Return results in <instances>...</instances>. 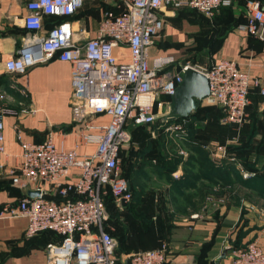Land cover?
<instances>
[{
    "label": "built area",
    "instance_id": "1",
    "mask_svg": "<svg viewBox=\"0 0 264 264\" xmlns=\"http://www.w3.org/2000/svg\"><path fill=\"white\" fill-rule=\"evenodd\" d=\"M116 1L122 11L104 12L94 37L83 43L75 39L69 21L54 26L44 36L38 35L43 27L42 16H71L81 8L83 0L28 1L23 25L33 33L24 38L15 58L0 62V72L15 75H24L54 58L71 65V122L78 129L73 149L66 150L63 140L56 143L50 135L40 143H33L18 131L16 138L21 148L18 162L13 166L0 163V172L12 184L24 191L39 192L38 197L21 199L16 208H5L1 215L25 218L26 238L42 232L62 237L59 243L45 247L47 264H116V241L105 229L102 195L109 189L119 209L131 200L129 184L120 169V152L131 142L128 127L151 125L162 116L170 121L169 103L158 99L161 95L172 96L182 82L183 72L192 67L186 63L177 72L164 71L174 63L173 57L150 58L149 49L164 27L159 10L166 6L175 10L190 8L211 17L233 3V0ZM244 12L246 22L238 25L237 31L264 43L262 5L246 0ZM123 48L129 54L126 62L118 57ZM196 70L205 76L209 86L202 103L221 109L222 125L242 127L248 119L249 89L258 88L264 94L261 80L227 59H220L205 70ZM9 114L10 110L0 108V155H5L3 117ZM96 117L105 121L96 123ZM165 132L177 136L183 131L181 124L175 122L167 124ZM86 146H94L93 152H77ZM73 171L77 175L69 179ZM45 185L52 186L59 201L44 197ZM203 216L202 211L190 218L201 220ZM230 251L231 264H264V251L255 243ZM167 253V245L161 244L157 249L120 258L127 264H165Z\"/></svg>",
    "mask_w": 264,
    "mask_h": 264
},
{
    "label": "crops",
    "instance_id": "2",
    "mask_svg": "<svg viewBox=\"0 0 264 264\" xmlns=\"http://www.w3.org/2000/svg\"><path fill=\"white\" fill-rule=\"evenodd\" d=\"M28 1L0 0L1 63L15 58L24 38L33 33L23 25L28 13ZM245 1L233 0L229 8L216 11L208 18L198 13V20L193 9L162 7L159 15L164 27L149 49L150 58L171 56L181 63L186 57L185 48L195 46L198 38V66L195 65V68H208L220 59L231 60L250 76L259 78L264 87V43L236 29L244 13ZM255 1L264 10V0ZM105 2L114 5L111 11L115 14L122 11L113 0H83L78 13L69 18L79 43L94 37L103 13L108 11L104 8ZM42 21L40 36H44L56 22L54 18L46 16H42ZM118 52L122 62L128 61L127 49ZM172 71L177 72V67ZM2 95L5 98H0V108L10 110L11 114L3 117L5 155H0V163L13 166L18 162L21 153L16 138L18 131L24 139L33 143H40L50 135L56 143L63 140L66 150L73 149L78 140V129L71 122L69 63L54 58L46 64L35 66L24 75L1 71L0 97ZM248 99L247 122L234 137L229 134L228 140L233 143L235 139L244 140L243 143L250 148L248 160L252 163L257 161V173L241 166L235 153H229V149L227 157L235 161L232 165L237 168H198V149L180 152L181 162L177 168H161L154 154H150L154 149L152 142L139 155V163L137 161L134 168H120L121 173H129L128 180L139 191L162 189L163 196L155 197L153 202L154 205L167 206L164 211L169 213L163 227L157 222H149L128 233L121 244V248L128 252L122 255L153 250L166 244L168 253L165 264H216L224 249L225 258L218 264H231L229 257L232 248L255 243L264 251V94L258 88L251 87ZM94 121L100 123L105 118L96 117ZM132 138L134 136H131L132 147L122 150L125 157L137 142ZM93 150L94 146H86L80 147L77 152L83 154ZM76 175L77 171H73L69 179ZM220 184L226 189L212 201L206 202L203 218L191 219L195 212L187 211L191 207L198 209L205 192ZM45 190L46 199L60 200L51 185H45ZM27 192L12 184L0 172V264H47L45 247L60 239V235L53 232H42L26 238L25 218L1 215L5 208H16Z\"/></svg>",
    "mask_w": 264,
    "mask_h": 264
},
{
    "label": "rangeland",
    "instance_id": "3",
    "mask_svg": "<svg viewBox=\"0 0 264 264\" xmlns=\"http://www.w3.org/2000/svg\"><path fill=\"white\" fill-rule=\"evenodd\" d=\"M193 61L194 60L189 59L190 63ZM191 65L193 67L195 65L198 66V57L195 58V62L191 63ZM205 69L206 68H202V70H205ZM165 111L166 110L164 109L162 111V114H164ZM156 120L157 121L153 124L154 126H150L148 128H144L142 131L141 130L139 131L137 135H139L140 137L132 138L137 141L135 144H133V148L135 147L136 149L131 148L132 150L137 151L136 157L139 152L137 149L138 148L142 150L146 149V145L150 144V140H152V143L154 144V149L152 148L150 154H154V156H155L156 151L158 150L160 151L161 155L163 154L167 155V158H171L173 156L177 157L179 156L180 152L186 153L188 152L187 150L191 151L190 146L191 145L193 146L194 141L190 139L188 135V131L190 134V129H188L189 126H187V121L182 120V121L176 122L178 124L179 123L181 124V128L183 131L181 134L176 136L174 134H169L168 132H165V126L167 124L175 123L174 121H166V120L163 121V116L159 117ZM199 124L202 126L204 125L203 127L204 134H207L213 137L217 136V137L215 139L211 138L212 139L211 141H205L203 139H200V141H196L197 145L195 146L198 148V168H210L209 165L206 164L205 160L210 161L211 163L215 162L216 164H219L222 161H223L222 163L223 164L225 163L226 165L232 164V163L234 164L235 161L231 157H227L228 145L230 146L236 143V142L234 143L230 142L228 140L229 133L223 130L219 126V123L215 121L213 118H211V120H209L206 123H199ZM236 140L237 139H235L234 141ZM131 143H132V140H131ZM131 143L129 146H131ZM156 143L159 144V148L157 149H156V146H157ZM168 151H172V153L169 154L167 153ZM218 152H219V157H216V154ZM136 157H135V160L138 161L139 163V158H136ZM248 159L249 157H247L246 160ZM240 160L242 161V158H240ZM234 167L237 168L236 166ZM225 168L227 167L225 166ZM162 196H163L162 189H159V190L142 189L140 191V194L138 193L134 201L129 205V207L126 210H122L118 212L117 214L110 216L109 219H110L111 226H112L111 227L112 232H116L118 234H120L121 232L124 233L125 230L129 232V231H132L133 229L136 230L135 228L137 226H146L147 224H149V222H157L159 223L161 227H163L164 223L167 221L166 219L167 215L169 214L168 212L164 211V209L167 206L163 204L154 205V202H153L155 197L159 198ZM191 208L193 209V207Z\"/></svg>",
    "mask_w": 264,
    "mask_h": 264
},
{
    "label": "trees",
    "instance_id": "4",
    "mask_svg": "<svg viewBox=\"0 0 264 264\" xmlns=\"http://www.w3.org/2000/svg\"><path fill=\"white\" fill-rule=\"evenodd\" d=\"M113 2L117 3L116 0L113 1ZM105 3H104V5H105L104 8L106 10L111 11V10L114 9V5L111 2H109L110 4L109 3L105 4ZM244 4H245V2H244ZM229 7H222V8H220L218 10V12H220V11H222L224 9H227ZM79 10H80V8L74 14H72L71 16L44 15L46 17H51V18H54L56 20V22L53 23L48 30H50L51 28H53L54 26H56V25H58V24H60L62 22L69 21V18L74 17L75 14L78 13ZM193 11L196 14V17H197V20H198V13L199 12L194 10V9H193ZM244 14H245V12L244 13L242 12L241 20L236 24V26L246 22V17L244 16ZM199 15L205 16L202 13H199ZM185 55H186V57L181 63L176 62V60L174 59V63L171 66H168L167 68H165L164 71L172 70L174 67H177V70H179L184 64L189 62V59H192V60H194L193 62H195V58L198 57V38L196 40L195 46L185 48ZM193 62H191V63H193ZM249 91H250V89H249ZM158 100H161L163 102L169 103L170 102V97L161 95ZM221 116H222V113H221V109L219 107L205 105L204 103H202L200 108L197 109L196 111L192 112V114L190 115L189 118L183 119V120L187 121V126H189L188 129H190V134H189V131H188V135H189L190 139H192L194 141L193 142L194 145L190 146V150L198 149L195 145H197L196 141H200V139H203L205 141H210L211 140L209 135L203 133L204 125L203 126L200 125L199 124L200 122H205L206 123L209 120H211V118H213L215 121H217L219 123V126L223 130H225L227 133L230 134V137L235 135L236 132H238L239 129L242 128V127L237 128V127H234V126H231V125H222L220 123V121H219ZM178 121H182V120H174V122H178ZM153 124L145 125V126H131L130 125L128 127V130H129V133H130L131 136H134V138H137V137H140L139 135H137L140 130L142 131L144 128H148L150 126H154ZM151 142L152 141H150V143ZM235 142L237 143L238 141L236 140ZM236 143H234V145H230V146L228 145V147H227V149H229L228 152L231 153V154L235 153L236 157L239 160H240V158H242L243 162L240 160L241 161L240 163L242 164V166L246 170L255 171L256 172V170H257V161H256V163H252L251 161L246 160L247 157H248V153L250 152V148H247L245 143H243L242 141H239L237 144ZM156 144H157V146H156V149H157V148H159V144L158 143H156ZM146 149H147V147H146ZM146 149L142 150V149L138 148L137 150L139 152L137 154V157H136V152L137 151H135V150H131V152L126 157L123 154L124 152L121 151L120 152V156H121L120 158H122V166H121V168H134V166L137 163V161L135 160V157L139 158V155L143 154L146 151ZM155 157H156L155 159L157 160L158 164L161 165L160 166L161 168H177L178 164L181 162L180 156H178V157L173 156L171 158H167V155H165V154L161 155L159 150L156 151ZM205 161H206V164H208L210 168H225V166L227 168L228 167L233 168L232 164H227L228 165L227 166L225 163L224 164L222 163L223 161L220 162L219 164H216L213 161H212L213 163H211L210 161H207V160H205ZM224 173H226V171H224ZM121 174L127 179L128 183L130 184V192H131V200H130V202H128L121 209L117 208L115 203H114L113 197H112L111 192L109 191V189L106 191V193L104 195H102V200H103V205H104L105 215H106L105 229L110 233V235L116 241V249H115V252H114V256L116 258V264H127V263L121 261V258H120L121 255L124 252H128V251L123 250L121 248V244H122L123 240L126 239V235L128 233H132V232L131 231L128 232L126 230H125L124 233L121 232L120 234H118L116 232H112V228H111L112 226H111V222H110L109 218H110V216H113V215L117 214L118 212H120L122 210H126L129 207V205L134 201V199L138 195V193L140 194V191L138 189L134 188V185L128 180V176H129L128 172L124 171ZM256 177H257V175H256ZM238 181H239L240 184H242V182H241L242 180H240V178H239ZM225 189H226V187L222 186L220 184L215 189L207 190L205 192V194H204V198H203L202 203L198 205V209H197V207H194L193 209L190 208V211H187V213L188 212L189 213L190 212L200 213V212L204 211L203 208H204V205H206V202L212 201L213 199H215L217 197V195L222 194L225 191ZM229 192H230V190H229ZM61 240H62V237L60 236L59 241L56 242V243H59Z\"/></svg>",
    "mask_w": 264,
    "mask_h": 264
},
{
    "label": "water",
    "instance_id": "5",
    "mask_svg": "<svg viewBox=\"0 0 264 264\" xmlns=\"http://www.w3.org/2000/svg\"><path fill=\"white\" fill-rule=\"evenodd\" d=\"M209 86L205 76L194 69L188 67L182 74V82L177 86L175 92L170 96L168 118L170 121L183 120L189 118L192 112L202 105V100L208 95ZM29 198L39 196L38 191H28ZM225 251L221 253L217 261L225 258Z\"/></svg>",
    "mask_w": 264,
    "mask_h": 264
}]
</instances>
